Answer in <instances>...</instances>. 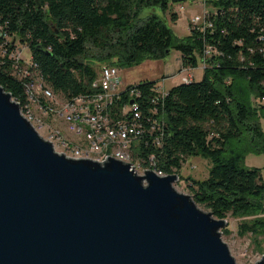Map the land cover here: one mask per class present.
I'll use <instances>...</instances> for the list:
<instances>
[{
  "label": "trees",
  "instance_id": "16d2710c",
  "mask_svg": "<svg viewBox=\"0 0 264 264\" xmlns=\"http://www.w3.org/2000/svg\"><path fill=\"white\" fill-rule=\"evenodd\" d=\"M213 26L191 27L179 36L166 17L143 10L171 0H0V30L16 33L28 45L44 82L67 97L90 89L103 62L130 67L145 59L181 53L182 69H194L206 44L219 53L209 58L201 79L172 85L159 102H151L158 79H143L139 98L144 112L156 105L163 120L160 166L179 173L189 155L211 161L204 178L189 176L195 201L216 217H239L238 234L251 233L264 242V177L262 168L245 166L248 153H264V0H212ZM177 20L178 14L171 13ZM0 84L25 98L21 83L0 63ZM127 89V90H128ZM116 106L129 101L127 93ZM42 100H44L42 98ZM142 148L145 151H142ZM228 232L229 227L222 228Z\"/></svg>",
  "mask_w": 264,
  "mask_h": 264
},
{
  "label": "water",
  "instance_id": "95a60500",
  "mask_svg": "<svg viewBox=\"0 0 264 264\" xmlns=\"http://www.w3.org/2000/svg\"><path fill=\"white\" fill-rule=\"evenodd\" d=\"M130 163L57 150L0 85V264H239L226 217Z\"/></svg>",
  "mask_w": 264,
  "mask_h": 264
},
{
  "label": "built area",
  "instance_id": "2783aa9c",
  "mask_svg": "<svg viewBox=\"0 0 264 264\" xmlns=\"http://www.w3.org/2000/svg\"><path fill=\"white\" fill-rule=\"evenodd\" d=\"M210 1L200 0L203 12L191 16L190 30L191 27L206 30L213 26L212 16L217 13V7ZM259 39L261 46L257 50L264 55V28L260 31ZM25 50L29 52L28 55L24 54ZM219 52L213 44H206L199 59L202 66L207 67L209 58ZM0 63L23 86L25 98L12 95L20 104L21 112L40 133H46L44 135L57 150L73 157L100 162L107 160V156L115 157L131 162V168L139 174H145L144 169L154 170L161 175L172 173L160 166L156 150L147 151L145 155L139 152L141 144L144 148L162 145L164 122L157 116L159 109L156 105L151 108V113L143 111L139 100L142 88L134 85L128 89L137 82H125L118 65L101 63L90 89L67 97L50 85H42L41 79L29 78V70H40L30 47L23 44L16 33L9 34L3 30H0ZM193 78L194 74L188 70L182 81ZM151 89L155 91L151 97L154 104L168 91L161 82ZM124 91L129 101L116 106L117 99L122 97ZM42 92H50L53 103H44ZM30 99H37L38 111L29 110ZM131 99L134 101L130 102ZM55 121L64 122L65 127L55 125ZM142 151L145 149L142 148Z\"/></svg>",
  "mask_w": 264,
  "mask_h": 264
},
{
  "label": "rangeland",
  "instance_id": "374dc122",
  "mask_svg": "<svg viewBox=\"0 0 264 264\" xmlns=\"http://www.w3.org/2000/svg\"><path fill=\"white\" fill-rule=\"evenodd\" d=\"M172 11L177 12V20L172 19ZM158 13L162 17H166L167 22L173 27L174 31L179 36L187 35L190 31L189 26L191 22V16L197 13L203 12L200 0H184L180 2H173L166 10L160 6H151L143 10V15L149 13ZM24 54H29L25 50ZM104 63V62H103ZM107 63V62H106ZM96 67L99 64L96 63ZM120 67V66H119ZM122 76L125 82H138L143 79H158L165 89H169L172 85L182 81L185 74L189 70L194 74V78L201 79L204 75L205 68L201 62L194 69H182L181 53L179 50L173 48L165 58L160 59H145L140 64L121 68ZM45 85H48L45 82ZM53 99V98H52ZM52 99H44V103H53ZM32 111H38V101L31 103ZM55 125L59 127H65V123L62 121H55ZM44 137V134L41 133ZM211 161L209 158L201 155H189L183 160L182 167L179 171L180 178L173 182V185L182 192L188 193L193 196V193L188 185L189 176L195 178H204L208 175ZM244 165L258 166L262 168V174L264 177V153L250 152L244 159ZM197 205L209 211L210 208L204 204L197 202ZM228 223L225 225L229 227L228 232L223 231L221 228V235L223 239L228 243L232 254L235 256L239 264H256V262L264 257V242L262 246H258L253 239L251 233L241 236L238 234L239 217H234L231 214L226 216ZM224 226V227H225Z\"/></svg>",
  "mask_w": 264,
  "mask_h": 264
},
{
  "label": "bare ground",
  "instance_id": "6f19581e",
  "mask_svg": "<svg viewBox=\"0 0 264 264\" xmlns=\"http://www.w3.org/2000/svg\"><path fill=\"white\" fill-rule=\"evenodd\" d=\"M29 78H37V79H41V84L42 85H45V82L43 80V77L41 76L39 70H29ZM42 98L43 99H52L53 98V95H51L50 92H42ZM53 100V99H52ZM33 102H37V99H30L29 100V110L32 111V108H31V103ZM44 102V101H43ZM33 124V123H32ZM34 125V124H33Z\"/></svg>",
  "mask_w": 264,
  "mask_h": 264
},
{
  "label": "crops",
  "instance_id": "0c3cea01",
  "mask_svg": "<svg viewBox=\"0 0 264 264\" xmlns=\"http://www.w3.org/2000/svg\"><path fill=\"white\" fill-rule=\"evenodd\" d=\"M128 82V81H127ZM132 82V81H131ZM131 82H128V83H131Z\"/></svg>",
  "mask_w": 264,
  "mask_h": 264
}]
</instances>
